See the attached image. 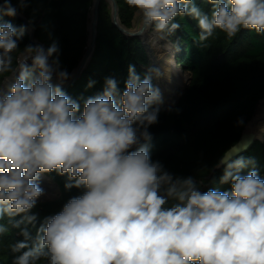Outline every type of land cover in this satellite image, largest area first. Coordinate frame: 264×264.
<instances>
[{
	"label": "clouds",
	"instance_id": "obj_1",
	"mask_svg": "<svg viewBox=\"0 0 264 264\" xmlns=\"http://www.w3.org/2000/svg\"><path fill=\"white\" fill-rule=\"evenodd\" d=\"M206 2L207 12L196 0H125L140 17L138 33L151 29L159 41L186 16L200 30L194 42L205 48L215 30L229 39L242 29L264 35V0ZM17 12L11 0L0 4V74L12 73L0 83V220L7 216L24 237L11 246L18 253L12 264H264V179L255 168L242 174L252 162H217L220 184L231 185L225 191L202 192L204 180L169 172L150 155L149 127L163 102L153 84L160 70L141 78L129 65L123 91L105 78L81 111L63 91L70 74L58 56L49 63L57 43L25 46L13 68L26 28L3 17ZM53 171L67 174L66 189L83 192L37 226L38 181ZM8 231L0 224V236Z\"/></svg>",
	"mask_w": 264,
	"mask_h": 264
},
{
	"label": "trees",
	"instance_id": "obj_2",
	"mask_svg": "<svg viewBox=\"0 0 264 264\" xmlns=\"http://www.w3.org/2000/svg\"><path fill=\"white\" fill-rule=\"evenodd\" d=\"M121 23L131 25L132 13L125 0H115ZM27 7L20 9L19 0H11L20 16H4L3 21L14 26L24 25L26 31L19 41V49L13 53V68L27 45H36L27 31V22L34 27L37 41L48 48L53 42L59 46L60 68L70 76L78 66L88 41L89 14L94 0H26ZM205 11L210 5L206 0H196ZM181 27L168 39L178 50L177 59L191 73V81L178 101L168 107H159L158 122L149 127L152 136L150 155L160 161L166 170L176 176H192L204 180L201 191L230 190V184H220L223 167H215L226 151L236 144L247 123L252 119L257 103L264 99V35L242 29L229 39L215 30L205 42L198 41L197 22L190 17H177ZM148 56L138 37H131L112 21L106 0H100L95 49L82 74L63 91L83 100L102 92L105 78H114L121 91L125 89L129 65H135L143 78L148 71ZM11 72L0 74V83ZM90 81H95L89 88ZM83 98V99H81ZM238 121H242L239 123ZM251 161L242 174L255 168L264 179V142L256 140L248 151L234 158ZM59 188V212L67 201L82 194L83 189H66L67 174L49 173ZM43 209V208H42ZM6 221L9 218L6 216ZM15 219H20L16 217ZM5 223L0 220V224Z\"/></svg>",
	"mask_w": 264,
	"mask_h": 264
},
{
	"label": "rangeland",
	"instance_id": "obj_3",
	"mask_svg": "<svg viewBox=\"0 0 264 264\" xmlns=\"http://www.w3.org/2000/svg\"><path fill=\"white\" fill-rule=\"evenodd\" d=\"M106 2L112 16V2L110 0H106ZM130 20L131 25L129 27L123 25L118 10L119 25L131 32L137 33L138 35H136V37H138L145 46L148 56V63L145 66L146 69L157 68L162 74L159 79L153 77L154 86L159 87L162 93L163 102L159 107L174 105L190 83L191 73L186 70L177 59L178 50L168 38L164 41L157 40L151 29L143 33H138V31H136L141 23L140 17L136 15V10L133 11ZM255 109L256 114L254 113L255 115H253L252 119L248 122L243 133L251 134L254 139L264 142V99L257 103ZM259 114L260 116L256 122V127L249 129V124L253 121L254 117ZM42 176L46 177L43 178L45 180L42 179ZM40 178L42 180L40 179L38 182L44 189V194L38 199L37 205L33 209V212L38 214L37 226H39V223L42 222L45 216L58 213L56 208L59 207L60 200L59 188L49 173L41 174ZM5 217L2 219L5 221L3 225H5L9 231L3 236H0V264H12L14 255H18V253H12L11 246L18 241H22L24 237L20 234V229L13 228L10 221H6ZM21 227L24 226L22 225ZM28 228L31 235L34 237L36 229L30 225Z\"/></svg>",
	"mask_w": 264,
	"mask_h": 264
},
{
	"label": "water",
	"instance_id": "obj_4",
	"mask_svg": "<svg viewBox=\"0 0 264 264\" xmlns=\"http://www.w3.org/2000/svg\"><path fill=\"white\" fill-rule=\"evenodd\" d=\"M110 1L112 2V21H113V23L116 26H118L119 29L121 30V32H123L124 34H126L128 36H131V37H136V35H138L137 33L131 32V31H129V30H127V29H125V28H123V27H121L119 25V22H118V7H117V3H116L115 0H110ZM3 2H4V0H0V4H3ZM99 4H100V0H94L93 6H94V15H95V18H96L95 38H96V34H97V25H98V17H99ZM17 15L20 16L22 19L25 20V17L23 15H21L19 13H17ZM26 22H27V31H28V33L30 35L31 40L36 45H40V46H42L46 50L47 48L45 47V45L42 44V43H40L39 41H37L35 39V36H34V27L29 23V21H26ZM88 30H89V25H88ZM95 38H94V41H93L92 51L90 53H88L87 46H86L85 52L83 54V57L81 58L78 66L72 71L71 76H70V79L65 82V84L63 85V88H66V87L70 86L72 83H74L77 80V78L82 74V72L84 71V69L87 67V65H88V63H89V61H90V59L92 57V54L94 52V49H95ZM87 44H88V42H87ZM21 56H22V54L20 55V57ZM51 62H52V59L50 58V62L49 63H51ZM29 63H30V61H29ZM255 140L256 139H254L251 136V134H244L243 133L242 136L240 137L239 141L236 144H234L233 146H231L226 151L223 160L227 161L229 159H234V158L240 156L241 154L245 153L253 145V143H254Z\"/></svg>",
	"mask_w": 264,
	"mask_h": 264
},
{
	"label": "bare ground",
	"instance_id": "obj_5",
	"mask_svg": "<svg viewBox=\"0 0 264 264\" xmlns=\"http://www.w3.org/2000/svg\"><path fill=\"white\" fill-rule=\"evenodd\" d=\"M95 24H96V18H95V15H94V6H92L90 14H89V23H88V25H89V30H88L89 36H88V44H87L88 53H90L92 51V48H93V41H94V38H95V31H96ZM138 29L136 31H138ZM19 60H20V58H19ZM49 62H50V60H49ZM255 114H256V111H255ZM259 116H260V114L256 115L254 117L253 121L249 124V129H252V128L256 127V122L258 121ZM43 178H46V177L42 176V179ZM43 180H45V179H43Z\"/></svg>",
	"mask_w": 264,
	"mask_h": 264
}]
</instances>
